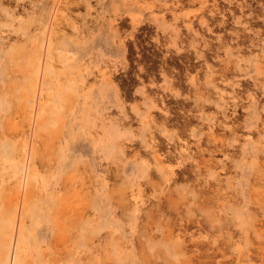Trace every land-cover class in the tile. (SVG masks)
<instances>
[{"label": "rangeland", "instance_id": "374dc122", "mask_svg": "<svg viewBox=\"0 0 264 264\" xmlns=\"http://www.w3.org/2000/svg\"><path fill=\"white\" fill-rule=\"evenodd\" d=\"M79 1L0 0V264H264V0Z\"/></svg>", "mask_w": 264, "mask_h": 264}, {"label": "bare ground", "instance_id": "6f19581e", "mask_svg": "<svg viewBox=\"0 0 264 264\" xmlns=\"http://www.w3.org/2000/svg\"><path fill=\"white\" fill-rule=\"evenodd\" d=\"M74 1V0H73ZM89 1L90 0H80L79 2H82V3H84V4H86L87 6H88V4H89ZM102 1V4H106V3H108V2H114V1H117V0H101ZM125 5H128V3L129 2H135V9H138V10H140V11H142L144 14H148V13H150V12H153V11H155V10H159V11H162L163 9H166V8H164V6H161V5H156V4H154V5H150V4H148V3H144L143 5H141V4H139L140 2H139V0H121ZM174 1H176V3H183V2H186V0H174ZM196 1H198L201 5H204V3L206 2V0H188V2H196ZM214 1H216V0H214ZM78 2V3H79ZM169 2V1H168ZM249 2V1H248ZM252 2V1H251ZM246 3V7H248L251 11H255V7L253 6V4L252 3ZM256 2H258V0H256ZM170 3V2H169ZM187 3V2H186ZM185 3V4H186ZM219 4V3H218ZM81 6H82V4H80ZM173 5H174V3H173ZM220 5V4H219ZM217 6V4L215 5V7ZM238 6H240V5H238ZM127 7H129V6H127ZM209 7H211V6H209ZM254 7V8H253ZM76 8V7H75ZM74 8V9H75ZM80 8V7H79ZM171 8H173V7H171ZM208 8V7H207ZM78 9V8H77ZM231 9V8H230ZM232 10V9H231ZM260 10V9H259ZM217 11H220V9H212L211 10V12H212V18L209 20V21H204V22H202V25H203V27L206 29V30H211V31H213V30H215L216 28H221V27H225L226 26V24H227V22L229 21V19H227V20H225V18L223 17V20L222 21H218L217 20V18H216V15H217ZM233 11V10H232ZM262 11V10H261ZM260 11V12H261ZM222 12H223V10H222ZM222 12H218V13H221V14H223ZM252 12V14L254 15L255 13H253ZM259 12V11H258ZM118 14H120L119 12H117ZM234 13V12H233ZM203 14V13H202ZM229 14V13H228ZM261 14V13H260ZM260 14H257L256 16L258 17V18H260L261 16H260ZM169 15V14H168ZM225 15H227V14H225ZM235 15V14H234ZM233 14H232V16H231V20L233 21V22H235V23H237L238 22V18H236L235 16H234ZM262 15V14H261ZM264 15V14H263ZM262 15V16H263ZM123 15H121V20H122V22H120V24H122V23H124L125 22V20H127V19H124V17H122ZM201 15H199V17H200ZM204 16H206L205 14H204ZM166 17H167V15H166ZM254 17V16H253ZM127 18H128V15H127ZM170 18V17H169ZM255 19H256V17H254ZM150 21H151V23L152 22H155L154 23V26H156L157 28H161V26L158 24V20H159V17H157V16H151L150 18H148ZM168 19V18H167ZM131 20V22H133V26H138L139 24H141L142 22L140 21L139 23H137V21H136V19H133V21H132V19H130ZM258 20V19H257ZM182 22V21H181ZM263 23H264V17H263V21H262ZM114 23V22H113ZM229 23V22H228ZM248 23V21L246 22V24ZM259 23V22H258ZM261 23V22H260ZM120 24H118V22L116 21V23L115 24H112L113 25V27H114V29H116V30H119L120 29V27H119V25ZM126 24V23H125ZM150 24V23H149ZM153 24V23H152ZM181 24V23H180ZM253 24V23H252ZM257 24V23H256ZM255 24V25H256ZM229 25H230V23H229ZM173 25H171V24H169V22H167V21H165L164 22V25L162 26V30L164 31V32H166L167 30H168V28H171ZM180 26V25H179ZM257 26V25H256ZM261 26H263V24L261 25ZM112 27V26H111ZM227 27V26H226ZM230 27V26H229ZM234 28V27H233ZM141 29H142V27H141ZM148 29V28H147ZM223 29V28H222ZM235 29V28H234ZM262 29H264L263 27H262ZM238 30H239V28H238ZM143 31H144V29H143ZM182 31V30H181ZM219 31V30H218ZM234 33V32H233ZM242 33V32H241ZM153 34V33H152ZM205 34V33H204ZM227 34V33H226ZM235 34V33H234ZM185 35V34H184ZM237 35V34H236ZM239 35V34H238ZM243 35H244V33H243ZM224 37H225V35H224ZM239 37H241V35L239 36ZM138 38V37H137ZM228 38V37H227ZM221 39V38H220ZM225 39V38H224ZM234 39V38H233ZM130 40V39H129ZM208 40V39H207ZM213 40V39H212ZM245 40V39H244ZM264 40V39H263ZM239 41V40H238ZM257 41V40H256ZM187 42V41H186ZM213 42V41H212ZM239 42H241V41H239ZM257 43V42H256ZM256 43L255 42H252V45L253 46H255L256 45ZM221 44V47L222 48H225V49H228L227 51L229 52V54H232V53H234L236 50L230 45V42H225V43H223V42H221L220 43ZM245 44V43H244ZM243 44V45H244ZM260 44V43H259ZM213 44L210 42V43H208V47H210L211 48V46H212ZM238 45V48L240 49V46H239V44H237ZM242 45V44H241ZM220 46V45H219ZM246 46V45H245ZM127 47V46H126ZM213 47V46H212ZM261 48H263L264 49V46L263 47H261ZM211 49H213L214 50V47L213 48H211ZM130 51V50H129ZM128 51V52H129ZM253 51V50H252ZM257 51V50H256ZM241 52V51H240ZM259 52V51H258ZM128 55V54H127ZM175 55V54H174ZM259 55V54H258ZM186 58V57H185ZM184 58V59H185ZM179 59V58H178ZM187 59V58H186ZM188 59H189V57H188ZM193 60V59H192ZM169 61V60H168ZM178 62V61H177ZM182 62H183V59H182ZM259 63H264V62H262V61H258ZM188 63V62H187ZM232 63V62H231ZM234 63V62H233ZM225 64V63H224ZM229 64V63H228ZM168 65H169V63H168ZM189 65V64H188ZM192 65H194V64H192ZM227 65V64H226ZM226 65H225V67H226ZM263 65V64H262ZM261 66V65H260ZM166 67V66H165ZM217 67V66H216ZM224 67V66H223ZM224 67V68H225ZM264 67V66H263ZM129 68V67H128ZM147 68V67H146ZM230 68H231V66H230ZM233 68V67H232ZM231 68V69H232ZM129 69H131V68H129ZM144 69V68H143ZM164 69V68H163ZM169 69V68H168ZM217 69V68H216ZM231 69H229L228 68V70H231ZM145 70V69H144ZM171 70V69H170ZM220 70V69H219ZM224 70V69H223ZM182 71V70H181ZM221 71V70H220ZM119 72V71H118ZM218 72V71H217ZM227 72H230V71H227ZM232 73L234 72V71H231ZM169 73V72H168ZM191 73V72H190ZM219 73V72H218ZM260 73V72H259ZM220 74V79L221 80H226V78H227V73L226 72H222V73H219ZM218 74V75H219ZM74 75V74H73ZM115 75V74H114ZM239 75V74H238ZM218 77V76H217ZM105 78V80L107 81V80H111L112 79V77H104ZM73 79V78H72ZM156 81V80H155ZM263 81V80H262ZM158 82V81H157ZM178 84V83H177ZM243 84V83H242ZM110 85V84H109ZM176 85V84H175ZM240 85V84H239ZM182 86V85H181ZM148 89V88H147ZM150 89V88H149ZM180 90V89H179ZM204 92V91H203ZM182 93V92H181ZM183 94V93H182ZM201 94V93H200ZM204 94H207V93H204ZM203 94V95H204ZM168 95V94H167ZM206 96V95H205ZM204 96V97H205ZM225 99V98H224ZM227 99V98H226ZM229 99V98H228ZM254 99V98H253ZM165 100V99H164ZM167 102V101H166ZM157 103V102H156ZM237 104V103H236ZM240 105H242V104H240ZM261 106V105H260ZM202 107V106H201ZM240 107V106H239ZM204 108V107H203ZM206 108V107H205ZM163 109H165V108H163ZM189 109H190V107H189ZM241 110V109H240ZM190 112V111H189ZM227 112V111H226ZM175 113V112H174ZM181 113V112H180ZM193 113V112H192ZM176 114V113H175ZM179 114V113H178ZM183 114V113H182ZM236 115V114H235ZM241 115V114H240ZM239 115V116H240ZM263 115V114H262ZM176 116V115H175ZM180 117H181V115H179ZM186 115H184V117H185ZM188 116V115H187ZM190 116V115H189ZM230 116V115H229ZM236 116H238V115H236ZM238 116V117H239ZM164 117V116H163ZM169 117V116H168ZM176 118V117H175ZM186 118V117H185ZM188 118V117H187ZM233 118V117H232ZM166 120V119H165ZM173 120V119H172ZM198 120V119H197ZM223 120V119H222ZM221 120V121H222ZM237 120V119H236ZM178 121V120H177ZM187 121V120H186ZM188 121H191V120H188ZM187 121V122H188ZM217 122V121H216ZM222 122H224V121H222ZM177 123V122H176ZM167 124V123H166ZM231 124H234V123H231ZM172 125V124H171ZM178 125V124H177ZM173 126V125H172ZM182 126H183V124H182ZM198 126V125H197ZM196 126V127H197ZM169 127V126H168ZM216 127V126H215ZM178 128V127H177ZM181 128V127H180ZM203 128V127H202ZM217 128V127H216ZM237 129V128H236ZM215 130V129H214ZM179 131V130H178ZM185 131V130H184ZM235 131H237V130H235ZM155 134H156V132H155ZM185 134H186V132H185ZM208 134H209V132H208ZM212 134H213V132H212ZM181 135H183L182 134V132H181ZM157 136V135H156ZM155 136V137H156ZM208 137L210 136V135H207ZM215 136V135H214ZM216 137H218V136H216ZM212 138V137H211ZM219 138V137H218ZM218 138H216V139H218ZM182 139V138H181ZM181 139H180V141H181ZM156 140H157V138H156ZM154 141V139L152 140V142ZM151 142V143H152ZM155 142V141H154ZM184 142V141H183ZM188 142V141H187ZM164 143V142H163ZM157 144H158V142H157ZM160 144V146H162L161 145V143H159ZM166 144V143H165ZM164 144V145H165ZM166 145H169V144H166ZM191 145V144H190ZM172 146V145H171ZM182 146V145H181ZM222 146H223V143H222ZM154 147V146H153ZM155 147H156V145H155ZM158 147H159V145H158ZM163 148H164V146H162ZM161 147V148H162ZM188 147H189V145H188ZM187 147V148H188ZM157 148V147H156ZM161 148L159 149V150H161ZM168 148H170V147H168ZM213 148V147H212ZM212 148H211V150H212ZM173 149V148H172ZM177 149H178V147H177ZM200 149V148H199ZM163 150V149H162ZM186 149L184 148V151H185ZM205 150V149H204ZM204 150H202L203 152H204ZM138 151V150H137ZM157 151V150H156ZM171 151V150H170ZM174 151V150H173ZM192 151V150H191ZM201 151V150H200ZM163 152V151H162ZM168 152V151H167ZM203 152H201V153H203ZM139 153V152H138ZM164 153H166V152H163V154L162 155H164ZM174 153V152H173ZM161 154V153H160ZM160 154L159 155H157V156H160ZM138 155V154H137ZM157 156H155V157H157ZM195 157H196V155H195ZM157 158H159V157H157ZM163 158V157H162ZM160 159V158H159ZM165 160H166V158H165ZM168 160V159H167ZM205 160V159H204ZM159 161V160H158ZM161 161V160H160ZM162 161H164V159H162ZM161 161V162H162ZM200 161V160H199ZM149 162H150V160H149ZM160 162V163H161ZM165 162V161H164ZM163 162V163H164ZM163 165V164H162ZM164 166H166V165H164ZM150 167V166H149ZM167 167H168V165H167ZM166 167V168H167ZM165 168V167H164ZM165 168V169H166ZM109 169V168H108ZM170 169V168H169ZM195 170V169H194ZM166 171V170H165ZM170 173V172H169ZM175 174H177V172H174ZM115 174H117V173H115ZM118 177V176H117ZM116 177V178H117ZM119 177H120V173H119ZM174 178H176V175H175V177ZM171 185H173V184H171ZM113 186H116V184L115 185H113ZM112 186V187H113ZM111 187V186H110ZM109 187V188H110ZM172 187V186H171ZM114 188V187H113ZM200 188V187H199ZM198 188V189H199ZM197 189V188H196ZM171 191V190H170ZM197 191H199V190H197ZM201 191V190H200ZM125 193H127V192H125ZM125 193H123V195L125 194ZM129 193H131V192H129ZM129 193H127V195L128 196H122V195H120V196H118V198H119V204H121L123 201H122V199H125L126 200V202H127V197L129 198ZM197 193H199V192H197ZM200 193H203V192H200ZM134 194V193H133ZM132 194V195H133ZM204 194V193H203ZM135 195V194H134ZM137 196V195H136ZM132 197V196H131ZM133 198V197H132ZM134 198H135V196H134ZM120 200H121V202H120ZM125 202V201H124ZM123 202V203H124ZM125 202V203H126ZM131 203L132 201H130L129 199H128V202L126 203V204H128V203ZM135 201L133 200V203H134ZM116 203H118L117 201H116ZM123 203H122V205H119L121 208H120V210L121 211H123L124 210V208H122L123 206H125V204L123 205ZM136 204V203H135ZM116 205H118V204H116ZM136 205H138V204H136ZM141 205H144V204H141ZM119 206H117V207H119ZM133 206V204L131 205V207ZM129 207H130V204H129ZM135 208V213H136V207H134ZM140 208H141V206H140ZM123 209V210H122ZM127 208H126V206H125V210H126ZM131 209V208H130ZM143 209V208H142ZM124 210V211H125ZM139 211V210H138ZM132 212V211H131ZM137 215V214H136ZM193 216V215H192ZM178 233V232H177ZM179 234V235H178ZM177 235L179 236V240L177 241V242H179L178 244H179V246L181 247V249H182V251H184V252H190L192 255L194 254V255H197V254H201V252H202V248H201V246L202 245H200L199 243H195V244H193L194 246H193V248H189L188 247V242L189 243H192V239H190L189 241L186 239V238H183L184 236H183V234L182 235H180L181 233H178ZM176 235V236H177ZM177 236V237H178ZM183 236V237H182ZM188 241V242H187ZM218 247V246H217ZM219 249H220V247H219ZM217 250H218V248H217ZM217 250L214 248V250H213V252L215 251V252H217ZM223 253H224V251L223 250H221ZM220 251V252H221ZM215 252L213 253L214 254V257L216 256V254H215ZM219 255H222V254H220V253H218ZM213 258V257H212ZM217 262V261H216ZM219 262V261H218ZM220 263V262H219Z\"/></svg>", "mask_w": 264, "mask_h": 264}]
</instances>
